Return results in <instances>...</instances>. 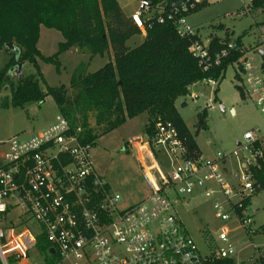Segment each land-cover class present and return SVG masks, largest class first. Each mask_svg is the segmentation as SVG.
<instances>
[{"label": "built area", "instance_id": "obj_1", "mask_svg": "<svg viewBox=\"0 0 264 264\" xmlns=\"http://www.w3.org/2000/svg\"><path fill=\"white\" fill-rule=\"evenodd\" d=\"M137 1V8L129 16L141 31L154 22H171L181 37L192 40L190 51L204 71L219 65L228 55L227 49L211 54L210 40L204 41L190 23L189 16L205 0H163L157 4ZM229 48L241 54L240 86L264 114V61L258 50L253 53L235 42L229 43ZM206 82L219 85L213 78ZM84 132L82 126L73 130L68 118L60 114L51 126L29 138L0 140L3 264H10L11 257L26 259L40 234L46 236L62 260L74 259L76 264L92 257L96 264H205L214 256L235 258L237 248L230 241L232 230L227 227L220 230L218 247L210 246V252L202 254L197 241L173 212L178 201L170 194L173 190L181 195L202 191L214 201L218 219L225 222L235 214L238 227L250 233L252 218L247 215L245 201L259 187L253 167L264 156L257 144L262 135L248 131L232 152L220 150L213 156L188 158L174 124L159 118L147 148L154 160L156 150L165 155L169 171L162 173L161 185L147 198L120 211L117 203L121 196L97 172L94 146L81 140ZM13 210L22 211L23 225L9 218ZM31 221L40 231L30 226ZM260 251L257 258L264 252Z\"/></svg>", "mask_w": 264, "mask_h": 264}, {"label": "rangeland", "instance_id": "obj_2", "mask_svg": "<svg viewBox=\"0 0 264 264\" xmlns=\"http://www.w3.org/2000/svg\"><path fill=\"white\" fill-rule=\"evenodd\" d=\"M119 1L128 16L138 5L137 0ZM249 3L250 0H207L201 9L189 16V20L204 41L212 36L224 38L229 33L231 43L245 34L243 44L238 47H245L256 53L257 50L264 49L262 41L264 26L258 25L259 22L264 21V15L261 11L251 10V6L247 8ZM145 34L142 31L141 34L133 36L127 41V46L136 47L143 42ZM64 39L59 30L42 25L38 47L44 55L50 56L58 51L59 43ZM8 52L12 53L10 50L0 49V70L10 59ZM112 57V52L92 56L88 48L73 46L59 55L60 71L53 63L39 60V65L47 85H65L70 88L72 75L80 66L85 72H94ZM189 69L193 73L189 61L185 60L166 68L162 75L164 80H169L170 84L175 85L178 77L179 81L189 78L182 77L185 74L176 73V70L188 72ZM36 72L33 64L27 62L23 73L29 75ZM240 85L239 64H230L218 86L206 81L193 82L188 85L189 93L176 101V107L206 156H213L220 150L232 152L237 148L238 142H243V136L248 131L254 130L264 136V114ZM237 86L242 89L244 97L241 96ZM70 91L73 93L71 88ZM10 94L9 89L0 94V140L12 136L29 138L51 126L61 114L52 95H48L42 102L15 107L12 104H4ZM142 98L140 96L137 99L140 104H143ZM124 109L119 108L121 114L125 113ZM204 109L208 112L207 127L199 129L198 114ZM83 121L92 133L97 135L96 145L92 151L95 167L97 172L110 183L112 191L120 194L121 198L117 203L120 211L141 202L155 187L161 185L162 173L169 171L168 160L158 150H156L159 152L156 160L149 153L147 148L149 140L144 138L147 134L144 128L149 122V114L142 106L134 108L132 115L126 119L127 122L119 127L112 128L113 124L109 123L111 121L103 120L99 123L95 119V112L85 115ZM170 198L177 199L173 212L197 241L202 254L209 253L210 246L215 249L218 247V238L223 227L232 230L230 241L237 248L235 259L239 262L253 264L259 250L264 251V190L253 197L246 210L247 215L252 218L250 233L238 227L239 221L235 214L225 222L218 219L214 213V201L207 198L202 191L181 195L173 190ZM21 214V210H13L9 218L17 225H22ZM30 226L35 231H40V227L33 221ZM77 263L96 264L93 257ZM17 264H76V261L60 260L57 257L48 262L46 256L34 247L30 250L26 262Z\"/></svg>", "mask_w": 264, "mask_h": 264}, {"label": "trees", "instance_id": "obj_3", "mask_svg": "<svg viewBox=\"0 0 264 264\" xmlns=\"http://www.w3.org/2000/svg\"><path fill=\"white\" fill-rule=\"evenodd\" d=\"M151 1L157 4L163 0ZM251 10L261 11L264 15V0H253ZM42 25L59 30L65 38L59 43L58 51L50 56L44 55L38 47ZM258 25L264 26V21L259 22ZM141 33V29L130 16L125 14L118 0H0V49L9 50L7 44L10 42H14L20 49L19 54L11 51L9 61L0 70V94L6 89L11 91L10 97L4 104L24 107L29 103L42 102L48 95H52L61 114L70 121L71 128L73 130L79 126L84 128L85 132L81 135L82 142L95 145L97 135L93 134L83 121L85 115L95 112V119L99 123L109 116L117 115L116 123L112 128L119 127L125 123L126 118L123 114H118L119 108L114 100L123 90L136 85L160 89L164 92L151 97L144 96V92L142 94L134 92L135 102L149 114V122L144 128L145 133L153 138L159 118L169 120L176 127L179 138L186 147L187 157L202 155L195 136L176 107V101L189 93L188 85L193 82L213 78L220 83L229 65L239 64L241 54L236 49L229 48V33L224 38L212 36L208 45L211 54L219 53L223 49L229 52L227 56L222 57L219 65H214L206 72L190 51L192 40L181 37L171 22H154L151 26L147 25L143 42L134 48H129L127 41ZM244 35L235 40L236 46L243 44ZM73 46L88 48L92 56L112 52L113 57L94 72H85L81 66L75 70L70 85L72 93L65 85H47L39 60L55 64L60 71L59 55ZM185 60L189 61L193 73L191 69L188 72L176 70V73L185 74L182 77H189L188 80L179 81L178 77L175 85L170 84L169 80H164L162 72L166 68ZM23 62L33 64L37 72L25 75L23 68L21 73L14 74L19 64ZM237 87L244 97L240 86ZM140 96L144 99L143 104L137 101ZM207 116L206 109L198 114L199 129L207 127ZM257 144L264 151L263 135ZM155 153L158 157L159 152L155 151ZM253 173L259 185L256 192L258 194L264 190V156L259 159L258 165L253 167ZM107 189L109 190L110 187L108 186ZM253 197L246 199L245 207L251 204ZM20 224L23 225L24 221L22 220ZM36 247L45 254L48 262L57 257L61 260L53 252L44 234L37 236ZM17 262L15 257L9 258L10 264ZM0 264H3L1 258ZM205 264H238V262L235 258L214 256ZM253 264H264V252Z\"/></svg>", "mask_w": 264, "mask_h": 264}, {"label": "crops", "instance_id": "obj_4", "mask_svg": "<svg viewBox=\"0 0 264 264\" xmlns=\"http://www.w3.org/2000/svg\"><path fill=\"white\" fill-rule=\"evenodd\" d=\"M119 1V0H118ZM206 2H207V0H205V3L204 4H206ZM119 3H120V1H119ZM203 4V5H204ZM120 5H121V3H120ZM121 7H122V5H121ZM122 9H123V7H122ZM124 11V10H123ZM197 12V11H196ZM195 13V12H194ZM193 14V13H192ZM191 14V15H192ZM191 15H190V17H191ZM208 40H210V39H208ZM207 40V41H208ZM206 41V42H207ZM9 54H10V52H8ZM10 57H11V54H10ZM25 65H26V63H25ZM24 65V66H25ZM134 90H137V91H134ZM134 92H140L141 94H142V92H144V96H148V97H151V96H156V95H158V94H161L162 92H164V91H160V89H157V90H155V89H152V88H150V87H142V86H132V87H130V88H128V89H126V90H123L121 93H120V95H119V97H117L115 100H114V102H115V104H116V106H117V108H125L124 109V117L127 119L130 115H132L131 114V112L134 110V108H138V106H140L138 103H136L135 102V99H134V96H135V93ZM11 95V94H10ZM127 108V109H126ZM130 108V109H129ZM121 110H119L118 111V114H121V112H120ZM122 115V114H121ZM116 117H117V115H113V116H109V117H107L106 119H105V121H111V122H109L110 123V125L111 124H115L116 122H115V120H116ZM127 122V121H126ZM125 124V123H124ZM123 125V124H122ZM121 126V125H120ZM96 145V144H95ZM94 144H93V146H95ZM200 147V146H199ZM202 150V149H201ZM202 153H203V151H202ZM204 154V153H203ZM107 181V180H106ZM108 182V181H107ZM109 183V182H108ZM109 185H110V183H109ZM110 187H111V185H110ZM253 199V198H252ZM248 207V206H247ZM54 252V251H53ZM43 254V253H42ZM43 255H45V254H43ZM26 260H27V258L26 259H22V260H20V261H18L17 263H21V262H26Z\"/></svg>", "mask_w": 264, "mask_h": 264}, {"label": "water", "instance_id": "obj_5", "mask_svg": "<svg viewBox=\"0 0 264 264\" xmlns=\"http://www.w3.org/2000/svg\"><path fill=\"white\" fill-rule=\"evenodd\" d=\"M7 47L9 48L10 51H14L16 52L17 54H19L20 52V49L18 46L15 45L14 42H10L7 44ZM258 54L260 55V57L262 58V60L264 61V49H259L258 50ZM24 65H25V62L19 64L18 68L14 71V74H19L22 72L23 68H24ZM144 138L148 139L150 141V136L148 134H145L144 135ZM239 144V143H237ZM54 251V250H53Z\"/></svg>", "mask_w": 264, "mask_h": 264}]
</instances>
